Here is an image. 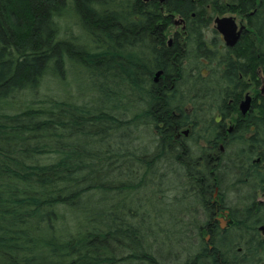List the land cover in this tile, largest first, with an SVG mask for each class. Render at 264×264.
Wrapping results in <instances>:
<instances>
[{
  "label": "trees",
  "instance_id": "trees-1",
  "mask_svg": "<svg viewBox=\"0 0 264 264\" xmlns=\"http://www.w3.org/2000/svg\"><path fill=\"white\" fill-rule=\"evenodd\" d=\"M235 1L229 48L224 0H0V264H264V0ZM78 68L89 91L42 90Z\"/></svg>",
  "mask_w": 264,
  "mask_h": 264
},
{
  "label": "flooded vegetation",
  "instance_id": "flooded-vegetation-1",
  "mask_svg": "<svg viewBox=\"0 0 264 264\" xmlns=\"http://www.w3.org/2000/svg\"><path fill=\"white\" fill-rule=\"evenodd\" d=\"M147 1H155V0H147ZM156 1H158L160 4H163V6L161 7V9L163 10V12H165V10H164V4L168 0H156ZM191 1H197V0H191ZM224 2L227 4V8L225 9L226 11H224L222 13H218V14H216L214 16V18L212 19V21H211V23L209 25V30H208L207 38L210 39V40L212 39L210 41V43H214V40L215 39H218V41H220L226 47L233 48V47H235L239 43V41L242 38L243 33L248 30L247 17H246V15L244 13H242V10L244 8H242V6H240L236 1L234 2V0H224ZM207 7L208 8H211V6H209V5ZM166 15L172 16V24L169 27V31L173 27H176V28L179 27V28H181V31L175 30L173 32V34L170 32L169 38H168V43H169L170 46H172L173 43H174V36L175 35L179 34L182 38L185 37V34H186V20H185V18L182 15H180L177 12L176 13H174V12H172V13H166ZM236 16H239L240 19H241V21L239 23L237 21V17ZM218 17H234V19L236 20V23L238 25V29L241 26H245L244 29L242 30V33H241L238 41L236 42V44L231 45V46L230 45H227V43H226V41L224 39L223 34L216 27L217 26L216 25V19ZM212 50H213L212 56H214V59H213L214 61L216 59H221L223 56H226V60H228L229 56H231L232 58L234 56V54H226V55H223L221 53L214 52L215 51V48H212ZM259 75L262 78V85L260 86V89H261V93L263 94L264 93V73H263V70H261V68L259 69ZM247 96H250L251 97L250 104H249L250 106H249V109L247 110V112L246 113H243L241 106H242V104L244 102H246ZM256 98H257V94L251 92V89L246 90V92H244V95L242 96V99L240 100V103H239V109H240L242 115L247 116L252 111H254V100ZM235 121H237V115L234 116L233 118H231V117L228 118V123H230V129H229L230 131L232 130ZM185 133L188 134V131L185 132ZM221 149H222V151H224V146L222 144H221ZM252 162H254V164H256V163L259 164V165L255 166V167H253V168H256L255 170L257 171V173L264 172V160L262 161L261 157H256L255 159L252 160ZM253 168H251V169H253ZM255 170H253V172ZM256 185H258L257 181L250 180V176H246L245 177V183H244V187L245 188H249L250 186L253 187V186H256ZM256 194H257V201L258 202H261V203H264V199L261 198L262 196H264V193H256ZM215 196H217V190L215 192ZM226 211H228V212H226ZM221 218H223L224 221H225V218H226V220L229 221L230 224L227 225V226L224 224V226H222ZM216 219L219 221L222 230H225L226 228L230 227L233 224V222H234V219H233L232 214L227 209H224V210L221 211V213H218V215L216 216ZM225 223H226V221H225ZM263 226L264 225H262L259 228V233L264 238V227ZM207 239L210 240V235L209 234L207 236Z\"/></svg>",
  "mask_w": 264,
  "mask_h": 264
},
{
  "label": "rangeland",
  "instance_id": "rangeland-1",
  "mask_svg": "<svg viewBox=\"0 0 264 264\" xmlns=\"http://www.w3.org/2000/svg\"><path fill=\"white\" fill-rule=\"evenodd\" d=\"M236 17H237V21L239 23L241 21V19L239 16H236ZM64 22L65 23L69 22V23H71L72 26L75 25V21L71 20V22H70L69 18H68V20L66 19ZM175 30L181 31V28L173 27V28H171L170 32L173 34V32ZM76 31L77 30L75 29L74 30L75 34H77ZM70 34H71L70 31H65V33H64V35H70ZM66 77H67L66 81H69V82L63 83L60 79L57 80V82H56L55 80L52 79L49 81V83L46 85L45 88L42 87V90L49 92L51 94L54 92V94L66 96L68 94V92L71 90V88L74 86H77V85L81 86L83 89L88 90V91L90 89H92L91 88V86H92L91 80L92 79L90 78L89 73L86 70H84L83 68H78V70L67 73ZM72 90H74V89H72ZM251 92L255 93V90L251 89ZM203 144H204V142L201 141V145H203ZM261 198L264 199V196H262ZM225 221H226V223H225L226 226L230 224V222L227 221L226 218H225Z\"/></svg>",
  "mask_w": 264,
  "mask_h": 264
},
{
  "label": "water",
  "instance_id": "water-1",
  "mask_svg": "<svg viewBox=\"0 0 264 264\" xmlns=\"http://www.w3.org/2000/svg\"><path fill=\"white\" fill-rule=\"evenodd\" d=\"M147 1V0H146ZM216 27L217 29L223 34L224 39L227 43V45H234L238 41L242 30L244 29L245 26H241L238 29V25L236 23V20L234 17H218L216 19ZM163 71H158L156 76H155V81H158L159 78L161 77ZM251 97L247 96L246 102H244L241 106L242 112L246 113L247 110L249 109V104H250ZM228 212V211H226ZM222 221V226H224L225 221L223 218H221ZM264 227V226H263Z\"/></svg>",
  "mask_w": 264,
  "mask_h": 264
}]
</instances>
